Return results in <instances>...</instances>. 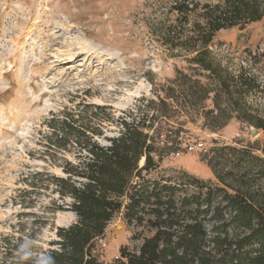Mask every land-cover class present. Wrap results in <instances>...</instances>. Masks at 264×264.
Masks as SVG:
<instances>
[{
  "label": "trees",
  "instance_id": "obj_1",
  "mask_svg": "<svg viewBox=\"0 0 264 264\" xmlns=\"http://www.w3.org/2000/svg\"><path fill=\"white\" fill-rule=\"evenodd\" d=\"M173 2L180 25L164 38L169 49L190 55L187 71L176 69L172 79L152 84V97L136 101L122 117L81 100L45 119L43 162L60 174L28 171L13 200L29 209L51 194L59 203L52 201L48 212L68 211L76 221L57 227L44 249L36 238L48 216L23 212L33 219L18 222V232L2 238V264H37L41 254L51 255L54 264H102L99 241L118 215L138 231L132 239L140 244L133 250L121 247L110 264H264V191L249 175L255 171L264 181V160L219 147L212 150L215 158L236 160L207 161L216 183L187 174L178 180L150 178L163 158L180 151L185 127L198 118L217 131L235 113L264 132V119L250 120L244 109L245 97L259 87L255 79L229 72L208 50L217 32L264 18V0H220L205 4L199 14L196 4ZM191 13L200 21L187 35ZM108 126L116 127L115 135H106ZM70 152L74 160L63 157ZM25 240L32 241L34 255L21 261L19 246Z\"/></svg>",
  "mask_w": 264,
  "mask_h": 264
},
{
  "label": "rangeland",
  "instance_id": "obj_2",
  "mask_svg": "<svg viewBox=\"0 0 264 264\" xmlns=\"http://www.w3.org/2000/svg\"><path fill=\"white\" fill-rule=\"evenodd\" d=\"M218 1L186 0L198 6L197 14L205 4ZM173 5V0H0V264L2 238L16 234L18 222L33 219L22 217L23 212L48 216V225L36 238L44 249L55 239L57 227L76 221L68 211L48 212L52 201L59 203L51 194L39 197L29 209L13 200L28 171L47 168L60 174L58 168L43 162L45 119L81 100L107 106L111 109L106 113L122 117L136 101L152 97V84L172 79L176 69L187 71L190 55L179 47L169 49L164 38L167 30H178L180 25ZM196 13L189 15L184 26L187 35L193 23L200 21ZM208 50L229 72L255 79L259 87L245 97L244 109L250 120L264 119V18L243 29L217 32ZM233 116L217 131L203 127L199 118L188 124L180 156L163 158L150 178L178 180L187 174L216 183L207 161L215 158L212 150L219 147L245 150L264 160V132ZM253 130H257L255 136ZM116 132L115 126H108L105 133ZM192 146L197 148L189 151ZM63 157L74 160L72 152ZM249 175L264 191V181L255 171ZM136 232L118 215L99 241L102 264L118 257L121 247H138L140 240L132 239Z\"/></svg>",
  "mask_w": 264,
  "mask_h": 264
},
{
  "label": "clouds",
  "instance_id": "obj_3",
  "mask_svg": "<svg viewBox=\"0 0 264 264\" xmlns=\"http://www.w3.org/2000/svg\"><path fill=\"white\" fill-rule=\"evenodd\" d=\"M32 248L33 244L31 240H25L20 244L18 255L21 261H27L34 255ZM37 264H54V259L49 254H41L37 259Z\"/></svg>",
  "mask_w": 264,
  "mask_h": 264
},
{
  "label": "built area",
  "instance_id": "obj_4",
  "mask_svg": "<svg viewBox=\"0 0 264 264\" xmlns=\"http://www.w3.org/2000/svg\"><path fill=\"white\" fill-rule=\"evenodd\" d=\"M196 148H197V146H192V147H189L188 150H189V151H193V150L196 149ZM198 148H202V144H199V145H198ZM180 154H181L180 151H177V152H175V153H172L171 156L175 158V157H179Z\"/></svg>",
  "mask_w": 264,
  "mask_h": 264
},
{
  "label": "water",
  "instance_id": "obj_5",
  "mask_svg": "<svg viewBox=\"0 0 264 264\" xmlns=\"http://www.w3.org/2000/svg\"><path fill=\"white\" fill-rule=\"evenodd\" d=\"M256 134H257V130H253L251 133L252 136H255Z\"/></svg>",
  "mask_w": 264,
  "mask_h": 264
}]
</instances>
